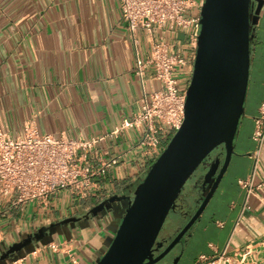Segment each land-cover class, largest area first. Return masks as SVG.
Listing matches in <instances>:
<instances>
[{"label": "crops", "instance_id": "crops-1", "mask_svg": "<svg viewBox=\"0 0 264 264\" xmlns=\"http://www.w3.org/2000/svg\"><path fill=\"white\" fill-rule=\"evenodd\" d=\"M163 37L185 56L195 53L182 30H155L152 37L142 28L136 33V52L119 0H0V129L17 137L34 121L41 133L54 136L109 134L141 109L145 92L160 87L154 68L150 66L141 79L136 62L137 54L149 58L154 39ZM186 70L190 72V66ZM263 98L264 7L252 44L245 113L234 140L237 154L186 238L178 264H197L201 255L216 257L224 250L237 264H264V186L258 187L264 182V143L253 192L247 196L239 184L254 173L258 144L253 132ZM132 130L100 144L101 150L123 157L97 178L98 187L84 200L66 190L45 204H17L14 195H0V256L29 234L55 223L54 231L46 229L43 238L59 248L34 242L36 250L14 264H72L71 255L80 264H95L114 234L107 227L111 214L89 223L85 219L75 225L58 223L80 217L107 192L122 190L146 169L140 151L132 149Z\"/></svg>", "mask_w": 264, "mask_h": 264}, {"label": "water", "instance_id": "water-1", "mask_svg": "<svg viewBox=\"0 0 264 264\" xmlns=\"http://www.w3.org/2000/svg\"><path fill=\"white\" fill-rule=\"evenodd\" d=\"M263 7L264 0H205L182 126L139 181L133 197L113 195L85 214L89 223L90 214L97 215L107 201L121 203L119 211L111 212L107 226L114 237L107 240L95 264H155L178 244L186 246V238L215 196L232 156L237 154L234 140L245 113L252 44ZM206 160L207 170L199 178L203 179L201 194L186 202L189 220L156 255L155 248L163 246L157 239L169 213L175 209L189 178ZM81 218L67 217L58 224L75 225ZM56 225L40 228L10 246L0 256V264L34 252L38 246L35 240L43 245L53 242L40 237V233L46 229L52 233ZM180 257L173 264H178Z\"/></svg>", "mask_w": 264, "mask_h": 264}, {"label": "built area", "instance_id": "built-area-1", "mask_svg": "<svg viewBox=\"0 0 264 264\" xmlns=\"http://www.w3.org/2000/svg\"><path fill=\"white\" fill-rule=\"evenodd\" d=\"M119 2L121 17L133 35L136 52H139L136 33L142 28L152 37L155 30L187 31L195 53L187 57L182 51L175 50V45L168 38L163 37L154 39L152 52L146 60L137 54V75L143 79L145 71L152 66L160 87L150 94L145 92L141 109L109 134L91 138L54 136L41 133L34 121L26 124L23 134L17 137L0 129L1 196L14 195L17 204L32 201L45 204L53 195L66 190L77 200L86 199L98 187L97 178L107 174L123 157L122 154L110 155L109 150H101L100 144L106 138H118L130 129L136 130L138 134L137 143L132 149L140 151L144 161L142 166L146 168L134 181L143 178L152 165L149 164L161 155L165 144L182 126L187 89H179L177 72L179 66H190L188 73L192 76L201 30V9L205 0ZM199 10L200 13L197 12ZM260 112L253 132V139L258 144V150L254 154V173L247 179L239 180V184L247 191V196L254 190L253 180L264 143V98ZM262 186L264 182L258 185ZM113 194L114 192H107L103 198ZM48 245L55 250L59 248L56 242ZM71 260L72 264H80L75 255H71ZM197 264L237 263L226 256L224 250L216 257L201 255Z\"/></svg>", "mask_w": 264, "mask_h": 264}, {"label": "flooded vegetation", "instance_id": "flooded-vegetation-1", "mask_svg": "<svg viewBox=\"0 0 264 264\" xmlns=\"http://www.w3.org/2000/svg\"><path fill=\"white\" fill-rule=\"evenodd\" d=\"M217 150H215L212 155L214 156L216 154ZM210 159V158H209ZM208 161V160H207ZM141 177L137 180H135L132 184H129L127 185L125 188H123L122 190H119V191H115L113 195H119V196H131L133 197L134 195V191L139 183V181H141ZM202 182H203V179L201 180H197L194 184H192L191 186H186L183 188L182 192L180 193L177 201H176V205H175V209H173L172 211L175 212L176 214H180V215H183L186 217V214H187V207H186V202L188 199H191L193 197V199H198L199 198V195L201 194V185H202ZM111 195V196H113ZM110 196V197H111ZM109 197H106V198H103L101 199L99 202H97L96 204H94L91 208H89L88 211H90L92 208H94L96 205L100 204L101 202H103L104 200L108 199ZM126 201V199H124ZM119 204L120 201L116 200V201H107L106 202V206L104 209H102L101 211H99L97 213V215L95 216H92L90 214V219H94V218H100L101 216L102 217H105V216H109L111 214V212L115 211H119ZM195 206V204H194ZM189 212V211H188ZM87 212L83 213L80 215V217H82L80 219V221L84 220L85 219V214ZM84 216V217H83ZM189 220V217L187 216L186 217V223L187 221ZM185 223V224H186ZM163 229V228H162ZM177 230L176 229L172 234H163V231L161 230L160 234H159V237L157 239V242H163V246L160 248V249H156L155 246V254H159L172 240L173 238L176 236L177 234ZM46 235V231H42L40 233V237H44ZM35 242H38L37 240H35ZM176 247V246H175ZM174 247V248H175ZM173 248V249H174ZM183 248L184 246L181 245L180 246V250L179 252L177 253V255L175 256L173 262L169 263V264H173L175 260H177L180 256H181V252L183 251ZM172 249V250H173ZM181 259V257H180ZM179 263V262H178Z\"/></svg>", "mask_w": 264, "mask_h": 264}, {"label": "rangeland", "instance_id": "rangeland-1", "mask_svg": "<svg viewBox=\"0 0 264 264\" xmlns=\"http://www.w3.org/2000/svg\"><path fill=\"white\" fill-rule=\"evenodd\" d=\"M197 12L200 13V10ZM188 15H190V14H188ZM184 34L189 36V32H187V31L184 32ZM168 38H171L172 41H175L173 36L169 37V35H168ZM186 69H187V67H183V66L178 67L177 77L180 79V82L178 84L180 90H186L189 86V83H190V82L188 83V81H190L191 76L189 78H187L188 72ZM132 132L133 133H132V140L131 141H132V145L134 146L137 143L138 134H137L136 130H134V129L132 130ZM170 140H169V142H170ZM169 142H167L165 144L164 149L166 148V146L168 145ZM153 162H154V160H152V162L149 165H151ZM206 162H207V160L196 169L194 174L187 181L186 186H191L197 180H199V178L203 174H205L207 169H205L204 164H206ZM185 223H186V217L185 216L180 215V214H176L175 212L171 211L169 213L165 223H164V226L162 229L163 234H172L176 229L185 225ZM96 226L98 228V224H96ZM180 246H181V244H178L167 256H165V258H163L162 260H160L159 262H157L155 264H169V263L173 262L175 256L177 255V253L180 250Z\"/></svg>", "mask_w": 264, "mask_h": 264}]
</instances>
